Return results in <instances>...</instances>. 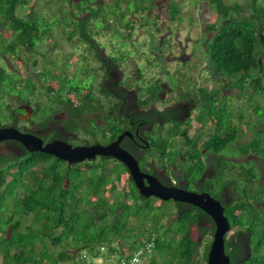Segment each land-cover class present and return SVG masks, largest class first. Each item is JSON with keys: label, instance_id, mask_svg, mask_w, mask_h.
I'll list each match as a JSON object with an SVG mask.
<instances>
[{"label": "trees", "instance_id": "trees-1", "mask_svg": "<svg viewBox=\"0 0 264 264\" xmlns=\"http://www.w3.org/2000/svg\"><path fill=\"white\" fill-rule=\"evenodd\" d=\"M33 1L46 3L51 12L37 5L30 9ZM201 1L217 15L201 41L219 82L198 85L177 70L181 78H175L178 84L173 88L163 79L168 72L145 77L141 65L152 68L149 57L142 63L129 54L138 52V28L155 26L156 32L162 31L157 25L160 15L151 16L153 9L163 7L172 21H181L182 8L175 0H0V61L1 54H7L26 71L0 65V113L12 110V97L25 100L33 95L37 100L38 94L43 101L35 110L36 122L46 125L64 111L66 117L59 121L66 131L57 138L74 146L108 144L125 131L136 132L139 124L131 125V119L144 123L139 133L145 135L149 154L140 158L132 151L141 169H166L185 182L184 189L205 191L220 200L231 228L244 237L241 243L226 239L231 264H264V253L247 258L240 249L264 250L260 172L255 164L221 155L252 130L253 138L237 152L264 159V0ZM59 28L71 50L56 61L48 60L55 50L64 51L52 41L47 46L52 52H43L42 68L36 70L34 51L54 39ZM102 37L108 41L103 43ZM159 43L157 67L164 70L163 57L173 42L165 38ZM80 46L78 64L71 71V55ZM76 79L86 86L85 94L74 84ZM50 82L56 83L55 90L47 88ZM120 97L127 102L123 113ZM129 99L139 113L128 108ZM16 144L18 151L0 155V264H65L74 262L78 250L95 253L99 245L113 242L131 254L149 235L155 237L149 264L207 263L215 225L199 208L144 198L127 167L116 159L98 156L69 164ZM194 228L201 241L193 238Z\"/></svg>", "mask_w": 264, "mask_h": 264}, {"label": "rangeland", "instance_id": "rangeland-1", "mask_svg": "<svg viewBox=\"0 0 264 264\" xmlns=\"http://www.w3.org/2000/svg\"><path fill=\"white\" fill-rule=\"evenodd\" d=\"M182 8V19L180 22L177 20L172 21L167 10L163 7H158L153 9L151 16L154 18L156 15H160L159 20H157V25L162 27V31L160 33L156 32L155 26L144 27L141 29H137V33L134 37L135 48H138V52H130L129 56L134 58L137 55L136 59L140 58L142 63H145L146 57H149L153 63L152 68L146 69L144 64L141 65V68L145 71V77L150 78L153 76H157L156 74L162 73V71L168 72L170 76H165L163 74V79L165 82L170 81L173 88H175L178 84L177 79L181 77L177 74V70H180L181 73H184L186 78H191L192 81L196 82L198 85H208L212 87L215 82H219V79L216 78L209 66L208 56L205 54V45L203 44L204 33L208 23L216 22L217 15L214 11L210 10L209 7L202 2L201 0H175ZM228 3L234 2H243V0H226ZM33 5H37L40 8H44V11L50 13L51 10L46 7V3L33 1L29 7H33ZM37 7V8H38ZM153 25V24H147ZM156 32V34H155ZM63 32L61 29L55 30V37L48 43L40 44V48L38 54L40 53H50L51 49H48V44H51L52 41H57L58 49H63L64 51H56L54 54L48 58V60L56 61L57 58H62V56L71 50V44L65 39ZM163 37V38H162ZM160 38V39H159ZM170 38L172 40V49H166L164 54V70L158 68L159 59L156 55V52L161 48L159 41L161 39ZM146 40V43H144ZM197 40H202L199 43ZM100 41L106 43L108 41V37L100 38ZM205 41V40H204ZM207 42V41H206ZM206 44V43H205ZM133 46H130V48ZM53 49V48H52ZM82 47L71 55V71L75 69V66L78 64L79 53H81ZM54 50V49H53ZM146 53L142 55V53ZM141 54V55H139ZM41 56V55H39ZM38 60L39 58L36 57ZM154 58V60H153ZM6 64L11 71H14L16 67L21 68V72H24L22 69V65L20 61H15V59H11L9 56H6L4 61H0V65ZM55 68L56 64H52ZM42 66L40 63L37 65V69H41ZM130 69V68H129ZM71 75V72H69ZM173 76V77H172ZM169 79V80H168ZM74 84L81 86L82 93L87 92L86 86H83L84 83L80 79H76ZM49 90H55L57 85L55 82H50L47 86ZM167 91H170L168 87H166ZM171 92V91H170ZM227 94H233L234 91L227 90ZM164 100L168 98V96H163ZM255 132L252 130H247L245 134L240 135L238 140L235 143L229 145V147L221 153L222 156L228 157L229 159L246 165L255 164L261 173H264V159L259 158L257 156H242L238 154V147L241 144H244L251 140L254 136ZM180 144V143H179ZM260 183L264 184V176L259 179ZM173 215L170 216V219L173 220ZM231 236V232L228 233L229 237ZM193 238L196 241H201V238L198 235L197 229L193 230ZM122 243L125 245V242L122 240ZM199 252H203V246L200 247ZM262 251L254 252V255H261ZM161 263V262H160ZM65 264H75L73 261H68Z\"/></svg>", "mask_w": 264, "mask_h": 264}, {"label": "water", "instance_id": "water-1", "mask_svg": "<svg viewBox=\"0 0 264 264\" xmlns=\"http://www.w3.org/2000/svg\"><path fill=\"white\" fill-rule=\"evenodd\" d=\"M126 136L133 138L130 131H125L108 144L94 143L74 146L59 139L45 144L42 138L34 134L21 132L14 127L0 128V142L16 140L30 152L48 153L69 164H78L96 159L98 156L118 160L127 167L136 188L144 198L154 196L162 201L173 200L187 203L210 216L215 230L206 264H231V258L225 250L226 236L231 230V224L224 214L225 209L222 202L208 192L200 193L176 185H166L154 174L143 171L137 158L122 146V141Z\"/></svg>", "mask_w": 264, "mask_h": 264}, {"label": "flooded vegetation", "instance_id": "flooded-vegetation-1", "mask_svg": "<svg viewBox=\"0 0 264 264\" xmlns=\"http://www.w3.org/2000/svg\"><path fill=\"white\" fill-rule=\"evenodd\" d=\"M38 51L39 50H35L34 53H36V56H38V58L40 60L44 56V54L43 53L38 54ZM39 55H41V56H39ZM6 56H7V54H1V59L4 61L6 59ZM39 63H40V65H42L41 61H39ZM23 71L26 72L24 69H23ZM16 72L19 73V71H17V70H16ZM20 73H23V72L20 71ZM121 78H122V75H119L118 79H121ZM12 98H13V101L11 102V105H12L11 109L12 110L10 112L8 110H1L0 128L14 127L21 132L34 134V135L42 138L44 140L45 144L50 142V141H53L55 139H59V138H57V133H60L62 131L63 132L66 131L64 129L63 125L59 121V118L66 117L64 111L58 112L57 114H55L54 119L50 120L46 125H41L39 123L40 121L36 122L35 110H36V108L39 107V102L43 101L42 96H39L37 94V100H36V96H33V95H30V97L25 99V100H22L17 96H14ZM120 98L123 100L122 107H120V112L123 113L122 109L125 106V103H127V102L125 101V99L123 97H120ZM6 99H9V98H6ZM129 101H130V104L128 105V108L129 109L131 108L132 110L139 113L141 109L134 107L135 106L134 101H132L130 99H129ZM16 109H19V112H16L15 111ZM133 115H135V114H133ZM130 122H131V125H133V124L134 125L139 124V125H138V128L136 129V132H134L135 134L132 133L133 138L128 136V139H125V138L123 139L122 146L125 149H127L128 151H130L131 153H132V151L138 153L140 158H143V157L145 158L148 156L150 150L148 149V146H146V139L144 137L145 135L143 133H142V135L139 133V127H141L144 123H141L138 120L133 121L132 119ZM70 134H72V136H75V134H73V133H70ZM59 140H62V139H59ZM15 142L22 145L20 142H18L16 140H12V139L0 142V155L2 156L8 152L18 151L19 146ZM20 154H21V156L25 155L24 152H19L18 156ZM147 168L148 167H146V169ZM145 172L154 174L162 182H165L164 184H166V185H176V186H179L181 188H184L185 182L182 180H175L174 175L172 173L167 172L166 169L157 168V169H155L156 173L149 172V171H145ZM263 176H264V173H261L260 179ZM200 193H202V192H200ZM229 196H230V194H229ZM203 220H205L209 224L210 227H213L212 224L209 222V220L207 221V218L203 217ZM230 232H231V236H229L227 238L230 240H233L236 243L240 242L239 240L241 238H244L238 234L237 228H231ZM243 247L240 246V249L243 253L244 252L247 253V256H246L247 258H250L252 256V254L254 255V252H256V251H262L264 253V250H262V249L257 250L255 247H253V248H248L246 246H243ZM193 264H196V262H194ZM201 264H203V263H201Z\"/></svg>", "mask_w": 264, "mask_h": 264}, {"label": "built area", "instance_id": "built-area-1", "mask_svg": "<svg viewBox=\"0 0 264 264\" xmlns=\"http://www.w3.org/2000/svg\"><path fill=\"white\" fill-rule=\"evenodd\" d=\"M155 253V237L148 236L144 245L127 254L126 249L117 242L99 245L95 253L87 249L78 250L74 256L75 264H149Z\"/></svg>", "mask_w": 264, "mask_h": 264}, {"label": "clouds", "instance_id": "clouds-1", "mask_svg": "<svg viewBox=\"0 0 264 264\" xmlns=\"http://www.w3.org/2000/svg\"><path fill=\"white\" fill-rule=\"evenodd\" d=\"M227 236H228V234H227Z\"/></svg>", "mask_w": 264, "mask_h": 264}]
</instances>
